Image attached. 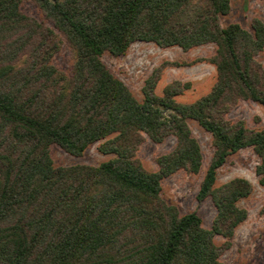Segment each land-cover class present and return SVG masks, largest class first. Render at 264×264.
Instances as JSON below:
<instances>
[{"label":"trees","instance_id":"obj_1","mask_svg":"<svg viewBox=\"0 0 264 264\" xmlns=\"http://www.w3.org/2000/svg\"><path fill=\"white\" fill-rule=\"evenodd\" d=\"M26 1L43 20L23 9ZM231 9L232 0H0V264H222L248 218L239 201L253 186L244 177L216 186L218 170L252 148L264 186V128L227 117L241 100L264 104V21L223 25ZM136 41L184 50L214 43L205 59L217 68L211 91L181 103L176 97L191 82L174 80L158 95L156 68L138 99L102 59ZM64 43L74 56L70 73L54 63ZM190 119L215 148L197 194L217 209L211 228L162 194L165 178L201 170ZM169 136L175 147L148 170L140 146ZM96 141L114 156L56 165L51 155L52 144L79 156Z\"/></svg>","mask_w":264,"mask_h":264},{"label":"rangeland","instance_id":"obj_2","mask_svg":"<svg viewBox=\"0 0 264 264\" xmlns=\"http://www.w3.org/2000/svg\"><path fill=\"white\" fill-rule=\"evenodd\" d=\"M23 9L44 19L41 10L31 1L23 3ZM254 17L264 21V0H232V9L222 17V24L238 22L250 29ZM216 51L214 43H207L190 50L174 45L161 47L154 42L136 41L126 54L115 56L104 53L102 59L117 76L122 78L135 96L143 99L145 80L156 68L161 69V78L156 87V94L163 95L164 88L174 80L191 82V88L176 97L181 103H192L211 91L217 79L216 65L205 60ZM264 64V52L259 56ZM54 63L67 73H70L74 56L70 46L64 43L55 55ZM227 117L233 120H243L254 129L264 128V104L250 100L239 101ZM193 134L199 140L203 151V164L200 172L189 173L184 169L177 171L163 180V197L175 204L181 213L197 211L203 225L211 228L217 209L211 197L199 201L197 194L214 155L212 134L203 128L196 120H189ZM101 141L91 144L82 155H72L58 144L51 145V155L56 165L93 164L97 165L113 157L99 150ZM176 145V137L169 136L163 142H155L149 137L140 146L137 156L150 171L159 169L157 157L171 151ZM258 156L252 148H244L229 156L226 163L218 170L216 186L232 180L235 177L247 178L253 186L252 193L239 201V205L248 210V218L236 229L231 248L222 257V264H264V186L256 174ZM224 237L218 235L216 243L222 244Z\"/></svg>","mask_w":264,"mask_h":264}]
</instances>
